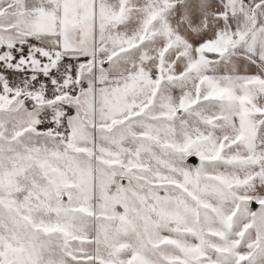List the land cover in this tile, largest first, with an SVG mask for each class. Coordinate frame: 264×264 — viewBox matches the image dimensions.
<instances>
[{"label":"snow or ice","instance_id":"1","mask_svg":"<svg viewBox=\"0 0 264 264\" xmlns=\"http://www.w3.org/2000/svg\"><path fill=\"white\" fill-rule=\"evenodd\" d=\"M0 264H264V0H0Z\"/></svg>","mask_w":264,"mask_h":264}]
</instances>
